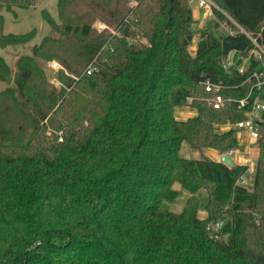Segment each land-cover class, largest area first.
<instances>
[{"label":"trees","instance_id":"obj_1","mask_svg":"<svg viewBox=\"0 0 264 264\" xmlns=\"http://www.w3.org/2000/svg\"><path fill=\"white\" fill-rule=\"evenodd\" d=\"M40 1L0 0L1 47L37 34L5 32L3 10ZM189 1L58 0L59 22L42 10L58 35L20 56L14 75L0 56V80L14 81L0 91V264H264V112L253 191L237 184L247 166L180 154L185 141L239 146L235 130L218 133L214 124L246 118L230 99L252 89L248 78L264 72V58L250 56L244 73L226 68L223 42L245 41L235 51L247 56L253 44L240 25L264 48V0H214L239 33L203 30L194 55ZM225 13L215 11L230 22ZM39 56L79 79L61 69V86L52 85ZM91 63L97 69L87 74ZM206 80L224 88L209 91ZM218 95L225 102L216 108ZM256 96L264 101V87ZM185 106L197 114L180 120ZM176 183L189 192L181 212L163 206L179 196ZM218 220L214 240L207 227Z\"/></svg>","mask_w":264,"mask_h":264},{"label":"rangeland","instance_id":"obj_2","mask_svg":"<svg viewBox=\"0 0 264 264\" xmlns=\"http://www.w3.org/2000/svg\"><path fill=\"white\" fill-rule=\"evenodd\" d=\"M189 6L192 8V10H196L198 7L197 0H190ZM46 9L54 19L59 22L58 18V0H42L38 3L35 7L30 8H19L14 7L15 12H9L7 10H3V13L5 15L6 23H5V32H14V33H24L27 31H30L31 29H36L37 34L34 37L33 40L26 44H18V45H9L7 47H1L0 46V56H3L7 62L10 64L11 68L13 69V75L17 70V61L20 56L24 55H32L33 54V46L35 44H39L43 37L47 35H58L56 32L53 31L52 27L43 19L42 17V10ZM228 15L226 14V17ZM227 19H230V22L227 20L220 19L218 17H214L212 15L207 14V12L201 10L200 13H196L195 21L192 24V29L194 32V40L192 44L189 46V50L194 55L197 50V45L200 40V34L203 30H209V31H215L220 35H229L232 32L237 33L233 24V20L227 17ZM217 24L219 25L217 27ZM106 25L100 20L96 19L93 22V28H96L98 31H101L104 29ZM251 50L248 52L247 56L240 57L236 55V51L233 50L228 55V63L226 64V68L231 67L232 65H237L240 67H247L248 60L250 57ZM264 58V56H263ZM39 61V64L41 65L43 71L46 74L47 79L52 83V85H55L57 87L61 86V81L59 78V75L56 70H54L50 66V62L53 60H57L56 58L49 59L44 57H37L36 58ZM58 61V60H57ZM14 81L13 79L8 82H4L0 80V91L5 90L6 88L13 86ZM189 109V108H188ZM192 109V108H190ZM197 114V113H196ZM214 128L218 133H224L230 130H235L233 123L230 121L226 123H216L214 124ZM236 131V130H235ZM53 132V130H50L47 132L48 135H50ZM236 137L238 138V135L236 134ZM245 139V137H243ZM247 146L245 143L240 144L238 147H234V149H238L237 154L234 155V160H236V163L238 165H246L251 164V168H255L258 162V151H259V141L254 143L255 149H249V146ZM233 149V148H232ZM231 150V149H230ZM229 151L225 150H217L212 148H201V149H193L191 148L190 144L188 142H184L181 147L180 154L184 157L188 158H202L206 157L208 159L221 161V156L224 153H228ZM245 163V164H244ZM175 188L180 191L179 196L172 202L170 201H164L163 206L167 209H170L175 212H181L184 208L185 201L187 197L189 196V192L185 189L181 188V185L176 183ZM255 188V173L253 178L249 177V185L248 189L253 191ZM199 196L201 199V206L199 209V216L201 218L207 217L208 212L206 211V203L208 200V196L204 189H201L199 191ZM259 221V220H258Z\"/></svg>","mask_w":264,"mask_h":264},{"label":"built area","instance_id":"obj_3","mask_svg":"<svg viewBox=\"0 0 264 264\" xmlns=\"http://www.w3.org/2000/svg\"><path fill=\"white\" fill-rule=\"evenodd\" d=\"M197 4H198L200 11L203 10L207 12V14L212 15L214 17H216V14H215L216 9L225 13V11L214 0H197ZM238 26L240 27V32L245 34L252 41L253 47L251 49L250 56H253L256 60L261 61L264 56V48L260 44L258 38L254 36L253 34L247 32L240 25ZM236 32L237 33L232 32L231 35H237L239 33V31H236ZM50 66L56 71H59L62 69L65 71L67 75H71L75 79H79V77L70 74L69 71L66 70V68L57 60L51 61ZM96 69L97 67L95 63H91L87 67L85 72L87 74H92ZM245 69L246 67L244 66L239 68L241 73H244ZM248 81H251L253 83L252 89L244 97L240 99H230V100L236 103L238 108L240 109L245 108L246 118L240 122L233 123L234 129L236 130V134L238 135V138H237L238 143L239 145L245 143L247 145L245 146V148L249 146V149L253 150L255 149L254 143L258 142L261 137L260 119H261V113L264 112V101H262L258 96L253 97V94L255 90L258 91L264 87V72L258 71V70L254 71L252 75L248 78ZM202 84H204L207 90L209 91L211 90L219 91L220 89L224 88V85L222 83H213L210 80H206L205 82H202ZM188 102L192 103L193 98L189 97ZM210 102L214 104L216 108H219L224 104L225 99L221 95L220 96L218 95L217 97L212 99ZM185 107L191 108L189 106H185ZM58 134H59V140L63 141L62 131L59 132ZM243 137H245V139H243ZM237 151H238L237 148L236 149L233 148L229 150L228 153H230L234 157V155L237 154ZM245 166L248 167L247 171L240 176V178L237 180V184L248 187L249 177L253 178L254 173H255V168H253V166L251 168V164H248V163ZM222 228H223L222 220L213 221L207 227L210 237L214 240H217L220 237Z\"/></svg>","mask_w":264,"mask_h":264},{"label":"water","instance_id":"obj_4","mask_svg":"<svg viewBox=\"0 0 264 264\" xmlns=\"http://www.w3.org/2000/svg\"><path fill=\"white\" fill-rule=\"evenodd\" d=\"M246 48V42L236 41L233 39H227L223 42V60L227 61L228 55L233 50L243 51ZM221 161L230 168L236 167L238 164L234 160V157L230 153H224L221 156Z\"/></svg>","mask_w":264,"mask_h":264},{"label":"crops","instance_id":"obj_5","mask_svg":"<svg viewBox=\"0 0 264 264\" xmlns=\"http://www.w3.org/2000/svg\"><path fill=\"white\" fill-rule=\"evenodd\" d=\"M196 13H200V9L197 8L196 10L193 9V16H194V19L196 17ZM32 30V29H31ZM8 33H14V32H8ZM197 113V110L196 109H188L187 107H179L176 109V117L180 120H185V119H188L190 117H193L195 116ZM258 155H259V151H258ZM205 218V217H203Z\"/></svg>","mask_w":264,"mask_h":264}]
</instances>
